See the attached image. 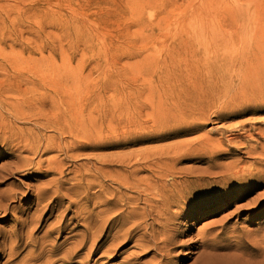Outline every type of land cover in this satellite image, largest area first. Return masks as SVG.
I'll return each mask as SVG.
<instances>
[{
    "label": "rangeland",
    "instance_id": "374dc122",
    "mask_svg": "<svg viewBox=\"0 0 264 264\" xmlns=\"http://www.w3.org/2000/svg\"><path fill=\"white\" fill-rule=\"evenodd\" d=\"M263 53L264 0H0V170L15 161L13 155L8 156L15 146L12 131L34 126L35 114L47 109L53 89L48 77L67 66L78 78L70 92L84 91L89 108L108 114L96 118L103 133L109 135L114 129L120 134L119 145L99 150L129 152L193 144L190 153L175 158L176 181L171 176L164 181L168 185L184 181L192 187L185 199L176 198L175 202L183 203V212L169 219L161 230L173 234L175 240L170 245L171 260L162 264H193L201 251L211 247L218 254L243 252L238 253L239 261L244 259L239 264L250 260L249 264H264V196L257 197L264 184L249 178L235 180L231 175L238 167L259 165V160L242 147L234 132L222 131L240 123L252 127L254 122L257 126L264 113L219 120L221 107L210 104L204 108V116L200 114V127L181 132L179 127L191 125L190 112L181 104L173 105L191 96L217 95L218 90L224 95L239 64H245L251 54L264 58ZM259 56L254 58L258 60L256 70L247 73L255 84L249 86L251 90L247 87L238 92L239 98L243 94L245 99L249 95L264 97V69L258 64ZM216 76L217 85L209 79ZM115 103L121 106L120 116L113 111ZM86 111L90 112L88 104ZM154 121L158 123L151 126ZM141 127L144 134L133 143L127 142L133 132H125L140 131ZM176 130L178 133H171ZM85 150L79 151L78 163L87 161L84 152L91 149ZM24 173L6 179L0 187L11 181L35 184L52 176ZM27 204L25 199L13 202L15 216H20ZM174 204L166 206L177 208ZM49 213L42 214L36 236L42 240L49 236L50 240H44L48 247L60 246L54 259L79 237L72 236L68 244H62L68 234L49 232ZM15 221L13 215L0 218V227L10 228ZM108 233L107 227L99 237L100 242L108 239L103 249L111 242ZM203 242L207 247L198 251ZM132 245L118 243L99 262L86 264H147L153 258V250L140 251Z\"/></svg>",
    "mask_w": 264,
    "mask_h": 264
},
{
    "label": "bare ground",
    "instance_id": "6f19581e",
    "mask_svg": "<svg viewBox=\"0 0 264 264\" xmlns=\"http://www.w3.org/2000/svg\"><path fill=\"white\" fill-rule=\"evenodd\" d=\"M256 56L258 57L259 54H251L245 64H239L234 70L230 87H227L229 91H225L224 95H220L221 91L218 90L217 95L191 96L173 104H181L190 112L191 125L188 124L183 126V129L181 127L178 129L182 132L200 127L198 121L202 115L204 116V108L215 103L221 107L220 112L217 111L219 120L246 113H264L263 96L254 95L255 97L251 96L254 97L251 99L249 95V98L245 96L247 97L245 99L242 98L244 94L240 96L241 98L238 95V92L246 90L247 87L249 90V86L254 81L247 73L253 72L249 69L256 70V65H254L257 60L256 58L254 61ZM259 60L258 64L264 69L263 56H259ZM72 74L73 70L67 66L59 71L54 70V75L50 74L48 77L49 85L53 86V89L48 96L47 109L43 108L40 114H35L34 126L28 127L27 130L12 131L15 146L11 147V153L9 152L8 156L13 155L15 161L2 166L0 183L15 174H21V172L52 176L46 180H37L35 184L11 181L6 184V187H0V218L4 220L13 215L16 220L10 228L0 227V263L56 264L58 261H61V264H86L92 261L97 263L105 254L114 251L118 243L127 245L130 242H133L132 246L140 251H149V249L154 251L152 257L156 262L154 263L153 258L150 257L146 261L148 263L162 264L171 260L172 247L170 245H174L175 240L173 234H164L161 230L169 219L178 217L183 212V203L175 201L180 196L185 199V195L189 194L192 185L184 184V181L172 182L168 185L164 181L169 176L173 181H176L178 176L175 173V158L190 153L193 144L189 145L190 147L179 144L161 149H132L129 152L99 150L119 145L120 134L114 129L109 135L103 133L96 118L108 117V114L103 115L94 108H89V98L84 91H78L76 94L70 92V87H73L76 82L74 79H78ZM209 77L212 76L209 75ZM176 79L181 80L180 78ZM209 79L216 85L219 80L218 76ZM215 84L208 83L207 86L213 88ZM262 84L264 85V83ZM237 98L239 99L237 100ZM87 104L90 112L86 111ZM115 110L120 116L121 106L119 103H115L113 111ZM258 116L256 117L259 118ZM133 117L135 120L137 119L135 114ZM261 119L256 122L259 124L257 126L253 122L252 127L240 123L231 129L222 128V131L234 132L232 134L240 139L242 147L244 146L250 155H255L259 160L257 166L236 168L237 170L233 174L230 173L234 178L231 176L230 178L235 180L256 179L255 182H258L259 185L264 184V118ZM157 123L158 121H154L150 125L154 126ZM17 128L20 127L15 129ZM127 129H130V126H127ZM132 130L125 133L133 132L132 137L126 138L127 142L133 143L144 134V128L141 127L140 131ZM179 130L171 133H178ZM158 136L161 137V135ZM85 149H91L89 153L84 152L88 159L86 162L78 163L77 158L81 155L79 151H86ZM262 196H264V190L257 197L261 199ZM17 199H25L28 203L20 216H15V210L12 207V203ZM66 200H68L67 204L64 203ZM172 204L177 208L171 209V206H166ZM186 204L190 205L188 201ZM259 205L258 203L257 207ZM34 206H36L35 211L30 213V209ZM48 212L50 213L46 228L49 229V232L68 234L62 244H68L72 236L79 237L70 242V245L63 249L61 255L54 259L52 258L60 246L56 247L54 244L48 247L49 242L44 240L49 239V236L43 240L36 236V229L42 214ZM56 212H58L57 215H55ZM69 213L72 214L68 217ZM166 213L169 214V217L165 218ZM55 216L56 220L54 219V222L48 224V220ZM107 227L109 228L108 238L111 237V242L107 249H103L108 239L100 242L99 237ZM77 230L79 232H76ZM28 245L30 248L26 254L22 255ZM206 247L207 243L203 242L197 250ZM99 252L100 255L93 258ZM46 253L49 254L43 258ZM225 253L224 251V253L218 254L215 248L211 247L209 251H201L200 256L193 264H239L244 261L243 259L240 262L237 257L240 252L236 251V255ZM157 255L160 258H157ZM253 256L255 257V255ZM247 258L249 259V257Z\"/></svg>",
    "mask_w": 264,
    "mask_h": 264
}]
</instances>
